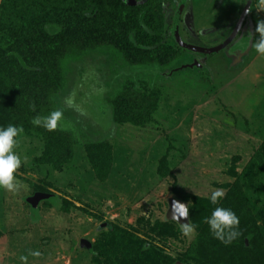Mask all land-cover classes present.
<instances>
[{
    "label": "rangeland",
    "instance_id": "rangeland-1",
    "mask_svg": "<svg viewBox=\"0 0 264 264\" xmlns=\"http://www.w3.org/2000/svg\"><path fill=\"white\" fill-rule=\"evenodd\" d=\"M124 1L133 7L131 25L145 26L140 47L108 40L107 3L92 5L65 33L49 19L53 5L72 9L82 0L24 1V15L48 17L44 46L0 30V95L8 109L4 120L0 108V127L15 125L23 115L18 106L35 96L62 112L63 135L18 126L24 131L14 151L26 163L14 173L17 190L0 187V264H264V54L254 47L264 5ZM179 11L180 38L196 50L175 37ZM158 18L162 41L145 47ZM222 44V52L209 53ZM113 45H122L125 65ZM19 48L38 73L7 61V52ZM217 190L225 195L212 204ZM37 192L52 196L33 208L28 198ZM172 197L189 203V235L168 218ZM221 206L240 219L231 244L215 238L206 222ZM114 241L127 251L130 245L133 256L109 257Z\"/></svg>",
    "mask_w": 264,
    "mask_h": 264
},
{
    "label": "trees",
    "instance_id": "trees-1",
    "mask_svg": "<svg viewBox=\"0 0 264 264\" xmlns=\"http://www.w3.org/2000/svg\"><path fill=\"white\" fill-rule=\"evenodd\" d=\"M24 1L28 0H3L0 8V30L10 29V30H16L18 34L20 35V38H28V43L30 45L38 44V46H44L47 33L44 30V21L48 17L42 18L41 16H38L36 19L29 18V16H26L23 14L24 10L27 9V6L22 7ZM35 1V0H32ZM37 1V0H36ZM152 5L159 3V5L162 2H172L173 0H150ZM33 3V2H31ZM99 3H107L108 8V17L106 23L103 25L105 28V33L108 34V40H115L120 37V39H130V41L133 42L134 45L140 47L142 45L141 40L139 39V34L142 33V31H146L145 26L141 29L138 24L134 27L131 22V15L127 14V10L133 12V7H130L124 0H112V2H108V0H82V2L76 7V8H69L66 9L65 7L61 8L59 6L53 5V14L50 16L49 19L55 18L58 19V24L63 26L64 32H72L74 31V26L76 23L78 24L79 20L81 18H86V16H89L87 14L88 10L92 5H95V7H98ZM155 7V6H154ZM99 8V7H98ZM136 18L133 21L134 23L139 22L141 19L140 14H136ZM14 17V18H13ZM150 14L146 12L144 14V19L147 20L150 18ZM12 18L11 21H9ZM131 22V23H130ZM15 25L18 27V29H15L13 27ZM154 25V24H153ZM150 26V25H149ZM149 28V27H148ZM150 29V28H149ZM154 32L153 34L147 33V41L146 43H143L145 47L153 46L155 44H160L162 41V34L164 33V26L162 24V18H158L155 22V28H153ZM98 33H101L98 32ZM97 33L94 32L92 34L93 39L95 38ZM115 39V40H114ZM120 42V41H119ZM121 43V42H120ZM118 46L113 45L111 47V53L113 55H116L115 59L117 62L122 61L123 65L124 58L121 54V49ZM143 49V48H142ZM7 61L9 63H13L14 66H18L22 72L25 74H31L35 72L40 71L39 65H34L31 63V59L28 57V50L27 49H12L7 52L6 54ZM24 74V75H25ZM3 93V92H2ZM32 95H36L34 93H31ZM4 101V106H1ZM50 103V104H48ZM24 109L22 106H18L21 109V113L23 115H20V113L17 115V118L15 122L12 124H15L17 126L21 125H27L31 127H36L39 129V131H46L45 134H54L58 131L61 132L59 128H55L53 130H49L43 124L36 125L33 123V120L37 117H47L49 116L53 111H57L55 108V104L51 102V99H39L35 96H33V100L25 106ZM0 108L1 110V117L6 120V113L8 112V109L6 108V102L3 96L0 95ZM19 112V111H18ZM3 114V115H2ZM2 124L4 122L2 121ZM63 135L60 134L58 137H62ZM53 141H47L48 146L54 145ZM50 193V192H46ZM184 200V199H183ZM186 201V200H185ZM34 208V207H33ZM194 216V215H193ZM190 221L192 224V217L190 215ZM123 243V241H121ZM129 250L127 251L126 247L120 244V242H112L109 244V250H106V253L110 256L114 257L115 259L119 257L120 254L125 255H131L132 247L129 245ZM153 261L158 260L154 257H149Z\"/></svg>",
    "mask_w": 264,
    "mask_h": 264
},
{
    "label": "clouds",
    "instance_id": "clouds-1",
    "mask_svg": "<svg viewBox=\"0 0 264 264\" xmlns=\"http://www.w3.org/2000/svg\"><path fill=\"white\" fill-rule=\"evenodd\" d=\"M261 5H264V0H260ZM256 31L260 33V38L255 42L254 47L260 54H264V21L259 22ZM62 112L57 110L53 111L47 117H37L33 120L36 125L45 126L49 130L57 127L58 121L61 120ZM24 131L23 127L16 125H9L6 128L0 127V187L9 191L17 190L18 181L14 173L21 167L22 163L20 156L14 151L17 144L16 138ZM225 195L223 190L214 191L211 195L212 204H218L220 198ZM173 217L178 221L181 218H188L189 206L179 200L172 203ZM210 230L215 236L224 244H231L235 239L240 236L239 225L240 219L237 214L230 208L216 207L211 216L206 221ZM182 231L185 235H189L194 231V226L185 222L181 225ZM33 255H39L38 252ZM22 261H27V257L21 256Z\"/></svg>",
    "mask_w": 264,
    "mask_h": 264
},
{
    "label": "water",
    "instance_id": "water-1",
    "mask_svg": "<svg viewBox=\"0 0 264 264\" xmlns=\"http://www.w3.org/2000/svg\"><path fill=\"white\" fill-rule=\"evenodd\" d=\"M2 1L3 0H0V8H1V4H2ZM181 14H182V11H179L178 14H177V18H176V23H175V37L177 39V41L185 48H190V49H194L196 50L195 47L193 46H189V44H187L186 42H184L181 38H180V35H179V22H180V17H181ZM217 49H212L210 50L209 52H213V51H216ZM197 51H201V50H197ZM198 62L195 60L194 63H191V64H185L183 65L181 68H185V67H193L195 65H197ZM52 196L51 193H46V192H37L35 193L33 196H30L28 198V202H30V204L36 208L39 206L40 202L44 199H47V198H50ZM176 200H179L185 204H188L189 206V203L181 198H176V197H172L169 199V204H170V210L168 212V218L171 219V220H176L178 221L177 219H175L173 217V213H172V203L173 201H176ZM180 224H183L185 222L189 223L190 224V215L188 216V218H181V220L178 221ZM81 246L83 247H87V248H90L91 247V242L87 239H82L81 240Z\"/></svg>",
    "mask_w": 264,
    "mask_h": 264
},
{
    "label": "crops",
    "instance_id": "crops-1",
    "mask_svg": "<svg viewBox=\"0 0 264 264\" xmlns=\"http://www.w3.org/2000/svg\"><path fill=\"white\" fill-rule=\"evenodd\" d=\"M217 10H218V9H217ZM216 12H217V11H216ZM224 48H225V44L219 45L218 47L215 48V49H217V50L211 52V54L222 52ZM213 49H214V48H213ZM211 50H212V49H211ZM209 53H210V52H209ZM190 64H191V63H190Z\"/></svg>",
    "mask_w": 264,
    "mask_h": 264
}]
</instances>
